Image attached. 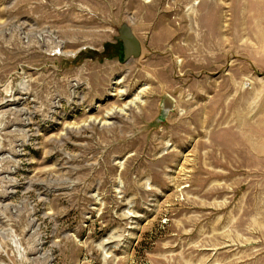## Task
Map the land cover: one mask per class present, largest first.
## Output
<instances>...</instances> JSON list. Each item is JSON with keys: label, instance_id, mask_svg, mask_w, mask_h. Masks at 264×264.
I'll use <instances>...</instances> for the list:
<instances>
[{"label": "rangeland", "instance_id": "374dc122", "mask_svg": "<svg viewBox=\"0 0 264 264\" xmlns=\"http://www.w3.org/2000/svg\"><path fill=\"white\" fill-rule=\"evenodd\" d=\"M260 207L264 0H0V264H264Z\"/></svg>", "mask_w": 264, "mask_h": 264}, {"label": "water", "instance_id": "95a60500", "mask_svg": "<svg viewBox=\"0 0 264 264\" xmlns=\"http://www.w3.org/2000/svg\"><path fill=\"white\" fill-rule=\"evenodd\" d=\"M118 40L121 43L123 59L138 58L141 54V44L132 29L123 24L119 30ZM173 98L166 96L161 103V115L165 116L172 108Z\"/></svg>", "mask_w": 264, "mask_h": 264}, {"label": "crops", "instance_id": "0c3cea01", "mask_svg": "<svg viewBox=\"0 0 264 264\" xmlns=\"http://www.w3.org/2000/svg\"><path fill=\"white\" fill-rule=\"evenodd\" d=\"M261 207H260V209H261ZM260 209H259V217H260V219H262V216H263V222L261 221V223L259 224V226H260L259 230H261V240L259 242V249L262 247V249L264 250V210L262 211V209L261 210ZM262 213H263V215H262ZM261 264H263V262Z\"/></svg>", "mask_w": 264, "mask_h": 264}, {"label": "bare ground", "instance_id": "6f19581e", "mask_svg": "<svg viewBox=\"0 0 264 264\" xmlns=\"http://www.w3.org/2000/svg\"><path fill=\"white\" fill-rule=\"evenodd\" d=\"M199 2H194V4L193 5H195V4H198ZM189 12V11H188ZM126 26H128L127 24H126ZM129 27V26H128ZM130 28V27H129ZM131 29V28H130ZM119 41V40H118ZM120 42V41H119ZM121 49H122V47H121ZM122 58H123V56H122ZM115 84H117V82L115 83ZM112 96H114V94H111ZM136 100L137 99H134L131 103H130V106L131 105H134L135 103H136ZM124 109H126V108H124ZM123 112V110H118V109H114V110H112L111 112H108L107 113V116H114L115 114L117 115V114H121Z\"/></svg>", "mask_w": 264, "mask_h": 264}, {"label": "trees", "instance_id": "16d2710c", "mask_svg": "<svg viewBox=\"0 0 264 264\" xmlns=\"http://www.w3.org/2000/svg\"><path fill=\"white\" fill-rule=\"evenodd\" d=\"M119 44H120V42H119ZM119 44H118V45H119ZM110 46H111L112 48H116V47H118V46H115V45H114V46H113V45H110ZM119 46H120L119 48H121V44H120Z\"/></svg>", "mask_w": 264, "mask_h": 264}]
</instances>
